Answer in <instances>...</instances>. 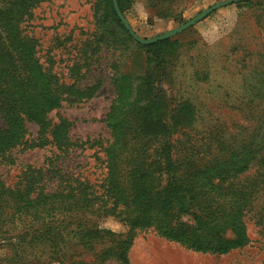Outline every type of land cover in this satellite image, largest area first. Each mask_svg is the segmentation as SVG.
Returning a JSON list of instances; mask_svg holds the SVG:
<instances>
[{"label":"trees","instance_id":"obj_1","mask_svg":"<svg viewBox=\"0 0 264 264\" xmlns=\"http://www.w3.org/2000/svg\"><path fill=\"white\" fill-rule=\"evenodd\" d=\"M133 1L118 0L124 14ZM39 2L0 0L2 164L16 162L18 146L44 144L30 143L28 122L40 127L41 140L50 136L59 149H68L71 123L63 118L51 127L48 113L72 96L91 97L99 86L96 82L80 88L62 82L44 66L37 40L21 28ZM100 6L94 45L136 44L129 53L131 65L112 78L115 95L105 117L112 141L105 149L104 179L95 187L58 167L48 169L53 178L42 166L28 165L21 172L24 183L0 182L3 239L15 236L6 227L19 220L28 228L31 242H41L51 258L67 264L87 263L77 255L105 242L109 245L100 252L101 260L129 264L128 250L139 228H152L201 252L226 253L245 245L248 212L255 211L264 229V172L241 180L256 161L264 166V153H257L263 141H242L238 153H177L176 135L198 121L196 103L189 97L174 98L165 87L172 77L170 63L178 54L179 39L141 44L121 21L113 0H100ZM51 178H58V184L48 188ZM235 178L239 182L234 183ZM108 216L121 220L126 232L102 227L101 220Z\"/></svg>","mask_w":264,"mask_h":264},{"label":"rangeland","instance_id":"obj_2","mask_svg":"<svg viewBox=\"0 0 264 264\" xmlns=\"http://www.w3.org/2000/svg\"><path fill=\"white\" fill-rule=\"evenodd\" d=\"M219 1L134 0L124 15L134 31L147 38L185 23ZM101 9L100 0H40L22 21L23 33L37 40L40 60L60 81L80 88L96 82L99 86L91 97L72 96L48 113L51 127L63 118L71 123L68 149H59L49 141L50 136L41 140L40 127L27 123L30 143L44 144L18 146L15 163L0 162L4 185L24 183L21 172L36 165L53 178L54 172L49 171L58 167L72 178L100 187L106 171L105 149L112 141L105 121L115 95L112 78L131 65L129 53L136 48L128 41L102 43L99 48L94 45ZM173 38L181 46L170 63L172 77L165 87L174 98L189 97L198 109L197 123L176 135L177 153H238L242 141L264 143V0L222 6ZM257 153H264V147ZM261 172L263 163L256 161L241 180ZM53 178L48 188L57 186L58 178ZM239 179H233L234 183ZM100 225L117 234L127 230L114 216L103 218ZM246 225L249 241L226 253L195 251L152 228H139L128 250L129 264H264V229L255 211L246 215ZM7 226L15 236L3 239L5 227L0 225V264L68 263L51 258L41 242H31L24 223L17 220ZM108 245L100 243L76 259L87 260L85 264H122L115 259L101 260L100 252Z\"/></svg>","mask_w":264,"mask_h":264},{"label":"water","instance_id":"obj_3","mask_svg":"<svg viewBox=\"0 0 264 264\" xmlns=\"http://www.w3.org/2000/svg\"><path fill=\"white\" fill-rule=\"evenodd\" d=\"M240 1H244V0H222L219 1L213 5H211L210 7L204 9L203 11H201L200 13H198L197 15H195L194 17H192L191 19L187 20L185 23L170 29L164 33H161L159 35L153 36V37H141L139 36L134 29L132 28V26L130 25L128 19L126 18V16L124 15V13L122 12L118 0H113L114 3V7L115 10L118 14V16L120 17L121 21L123 22V24L125 25V27L128 29V31L130 32V34L140 43L143 44H149V43H153L162 39H167V38H171L175 35H177L178 33L188 29L189 27L193 26L194 24H196L197 22H199L200 20H202L203 18H205L206 16H208L210 13H212L213 11H215L216 9L225 6L227 4L233 3V2H240Z\"/></svg>","mask_w":264,"mask_h":264}]
</instances>
